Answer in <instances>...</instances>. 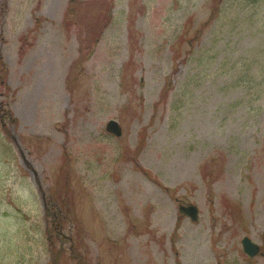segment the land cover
Here are the masks:
<instances>
[{
    "label": "rangeland",
    "instance_id": "1",
    "mask_svg": "<svg viewBox=\"0 0 264 264\" xmlns=\"http://www.w3.org/2000/svg\"><path fill=\"white\" fill-rule=\"evenodd\" d=\"M217 262L264 264V0H0V264Z\"/></svg>",
    "mask_w": 264,
    "mask_h": 264
},
{
    "label": "water",
    "instance_id": "2",
    "mask_svg": "<svg viewBox=\"0 0 264 264\" xmlns=\"http://www.w3.org/2000/svg\"><path fill=\"white\" fill-rule=\"evenodd\" d=\"M106 129L115 133L116 135L120 134V126L118 125V123L115 120H109L106 126ZM188 213L191 215V217L193 219H195V208L193 207H188L187 208ZM244 245H245V250L249 251L250 249H252V244L250 243L249 240L244 239Z\"/></svg>",
    "mask_w": 264,
    "mask_h": 264
}]
</instances>
